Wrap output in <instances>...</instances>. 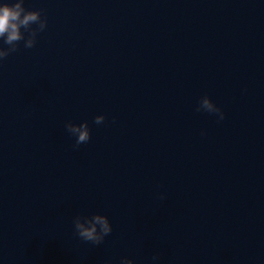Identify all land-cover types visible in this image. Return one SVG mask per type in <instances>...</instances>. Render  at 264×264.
I'll return each instance as SVG.
<instances>
[{"label": "water", "instance_id": "obj_1", "mask_svg": "<svg viewBox=\"0 0 264 264\" xmlns=\"http://www.w3.org/2000/svg\"><path fill=\"white\" fill-rule=\"evenodd\" d=\"M25 7L48 25L0 61V264H264V0Z\"/></svg>", "mask_w": 264, "mask_h": 264}, {"label": "clouds", "instance_id": "obj_2", "mask_svg": "<svg viewBox=\"0 0 264 264\" xmlns=\"http://www.w3.org/2000/svg\"><path fill=\"white\" fill-rule=\"evenodd\" d=\"M43 10H29L25 7V0H15L14 3H0V39L9 47L0 46V61H3L11 53L18 51L19 42L25 41V48H32L37 42V36L47 28L48 20L42 15ZM37 25L33 28V25ZM23 29V31H22ZM25 33H28L27 38ZM218 115V120L225 119L223 110L207 95L203 96L196 109ZM106 120L104 115L95 117L96 124H102ZM67 131L77 137L76 147L87 143L91 139V129L89 123L76 124L71 121L66 124ZM163 199V197H161ZM76 233L84 241L101 244L105 237L112 231V224L106 215L94 214L92 216H77L74 220ZM153 261L159 259V255L153 256ZM111 264V261L107 262ZM120 264H134L128 257H123Z\"/></svg>", "mask_w": 264, "mask_h": 264}]
</instances>
